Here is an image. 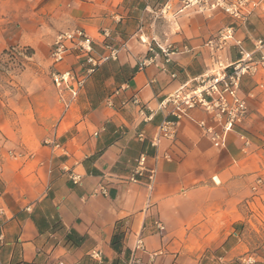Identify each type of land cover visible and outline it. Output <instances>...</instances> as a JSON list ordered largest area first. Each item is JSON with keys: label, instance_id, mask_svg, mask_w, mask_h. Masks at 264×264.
I'll return each mask as SVG.
<instances>
[{"label": "crops", "instance_id": "1", "mask_svg": "<svg viewBox=\"0 0 264 264\" xmlns=\"http://www.w3.org/2000/svg\"><path fill=\"white\" fill-rule=\"evenodd\" d=\"M30 1L34 17L0 41V56L13 44L29 50L17 94L0 99V264H239L264 255V0L235 32L263 60L242 79L248 112L222 147L198 126L215 124L199 108L173 139H151L166 115L159 102L211 66L204 43L230 23L226 13L181 0ZM76 27L96 54L104 28L119 50L66 107L69 93L60 95L50 71L81 76L82 60L71 53L53 65L49 54L55 35ZM140 33L179 50L139 68L148 54ZM222 57L238 58L234 43ZM140 153L156 170L151 187L126 179ZM138 236L144 246L134 250Z\"/></svg>", "mask_w": 264, "mask_h": 264}, {"label": "built area", "instance_id": "2", "mask_svg": "<svg viewBox=\"0 0 264 264\" xmlns=\"http://www.w3.org/2000/svg\"><path fill=\"white\" fill-rule=\"evenodd\" d=\"M184 6L196 5L200 11L220 10L230 17V23L218 28L204 43L209 50L211 66L204 73L198 75L191 81L180 85L173 92L167 94L159 102L160 109H167L166 115L160 120L156 127V134L151 139V144L156 145L159 138L173 139L180 121L187 117L192 109L203 110L213 121L214 126L206 125L202 120L198 121V126L207 135L212 144L222 147L225 142L226 133L232 131L236 126H240L248 112V99L250 93L241 95V82L245 75L256 72L257 66L263 58L256 60L253 53L246 51L240 39L235 37L238 28L245 26L250 15L254 12L261 0H181ZM168 9L166 5L164 7ZM100 46L103 53L96 54L93 46V39L82 27L65 29L58 32L53 40L50 58L53 63L59 64L65 57L74 53L82 60L84 73L77 76L72 68L59 70L53 68L50 76L53 84L58 89L61 96L67 91L69 99L64 100L65 106L77 96L78 90L83 86L85 80L104 62L115 60L119 47L114 46L108 39L110 32L107 28L100 31ZM141 41L147 43L148 54L139 62L138 67L142 68L154 61L159 52L169 60L171 54L179 49L173 43H160L154 38H147L144 33H140ZM237 47L238 58L235 61H226L222 57V52L230 43ZM258 41L255 48L261 46ZM183 50L188 49L183 46ZM169 107V108H167ZM241 138H243L241 136ZM246 143V142H245ZM156 170L153 166L146 164V155L140 153L135 159V166L128 174L129 182L137 183L143 181L151 187L155 180ZM73 182H78L79 176L72 175ZM99 191L106 193L103 186ZM2 210L0 209V242L3 240L2 234ZM157 232L164 231V225L154 222ZM134 250L143 249V239H135ZM239 264H264V258L256 259L252 255H245L239 258Z\"/></svg>", "mask_w": 264, "mask_h": 264}, {"label": "rangeland", "instance_id": "3", "mask_svg": "<svg viewBox=\"0 0 264 264\" xmlns=\"http://www.w3.org/2000/svg\"><path fill=\"white\" fill-rule=\"evenodd\" d=\"M25 1L26 0H0V41L5 40L10 32H17L16 30L18 27L16 26H18L20 22L22 23L24 19L28 17H34L33 14H27V11H25ZM29 1L30 0H28L27 3H29ZM158 18H160V15L158 16ZM10 26V30H4L7 27L9 28ZM12 40L13 39H11V41ZM28 54V49L16 46V44L7 47L1 54L0 99L7 100L17 94L18 82L14 76H16L19 71L24 67L26 60L25 56H27ZM253 257L256 258V256ZM262 258H264V255L256 259Z\"/></svg>", "mask_w": 264, "mask_h": 264}]
</instances>
